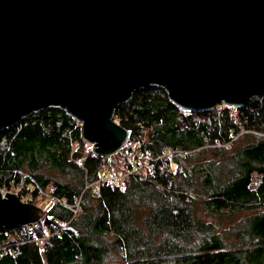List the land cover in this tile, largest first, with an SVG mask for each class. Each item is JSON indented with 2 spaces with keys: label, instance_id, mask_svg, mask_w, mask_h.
<instances>
[{
  "label": "trees",
  "instance_id": "obj_1",
  "mask_svg": "<svg viewBox=\"0 0 264 264\" xmlns=\"http://www.w3.org/2000/svg\"><path fill=\"white\" fill-rule=\"evenodd\" d=\"M114 120L131 137L110 156L87 154L82 128L59 106L0 131V186L10 192L27 174L19 193L27 202L50 184L57 199L73 202L105 168L126 172L151 161L123 189L87 190L75 218L54 202L46 212L56 226L0 229V264H264V94L186 116L152 85L121 103ZM256 174L263 180L253 188Z\"/></svg>",
  "mask_w": 264,
  "mask_h": 264
},
{
  "label": "water",
  "instance_id": "obj_2",
  "mask_svg": "<svg viewBox=\"0 0 264 264\" xmlns=\"http://www.w3.org/2000/svg\"><path fill=\"white\" fill-rule=\"evenodd\" d=\"M163 87L191 111L264 94V0H0V131L48 107L110 156L131 133L115 109ZM48 213L0 186V229Z\"/></svg>",
  "mask_w": 264,
  "mask_h": 264
},
{
  "label": "built area",
  "instance_id": "obj_3",
  "mask_svg": "<svg viewBox=\"0 0 264 264\" xmlns=\"http://www.w3.org/2000/svg\"><path fill=\"white\" fill-rule=\"evenodd\" d=\"M181 112L184 115H191L193 113V111L189 110V109H185L182 107H179ZM75 119V118H74ZM77 122V125L80 126L81 128L83 127V122L81 120L75 119ZM83 141L86 145V153H94L93 152V145L91 143H89L88 141H86L83 138ZM127 144V143H126ZM174 151H169L168 153L171 154ZM141 160V158L139 159ZM78 164L83 166L84 160L83 159H77L76 160ZM151 164V161L148 158H144V160L135 163L133 165V170H128L126 172L123 171H119V169L115 168V167H107L104 170H102L96 177L95 180H87L84 186V189L82 191V193L76 197L73 202L68 201L67 199L61 200V199H57L54 195L53 192L57 189L56 186L51 185L50 189L51 192L49 194H47V196H50V199L53 200L54 202H60L63 205H65L67 208H69L72 213H73V218H75L77 215L81 214L82 212V199H83V194L87 191V190H91L94 194H99V192L101 191V187L104 184H109V183H116L118 184L122 189L125 187V180L126 178L132 174L135 171H138L141 167H147ZM29 178V176L27 174H22V180L20 182V184H18V186L16 187L17 191H21L23 188V184L25 181H27V179ZM3 191L6 193L8 192L6 189H3ZM43 192L42 190L40 191ZM14 255H16V253L13 252Z\"/></svg>",
  "mask_w": 264,
  "mask_h": 264
},
{
  "label": "rangeland",
  "instance_id": "obj_4",
  "mask_svg": "<svg viewBox=\"0 0 264 264\" xmlns=\"http://www.w3.org/2000/svg\"><path fill=\"white\" fill-rule=\"evenodd\" d=\"M83 140V139H82ZM77 147V142H75L74 143V148H73V150L74 151H76V148ZM208 158H214V156L212 155V151H210V150H208L207 151V153L205 154ZM45 172L47 173L48 172V170H45ZM49 174H51V175H53V176H56V173L54 172V171H50V173ZM262 180H263V177H262V175H258V174H256L255 175V177H254V180H253V182H252V187L253 188H256L257 187V185L258 184H260L261 182H262ZM51 185H53V184H50L48 187H47V189H45L43 192H41V194H38L34 199H33V202L35 203V204H37L38 206H40V207H42L45 211H47L52 205H53V203H54V201L53 200H51L50 199V196H47V194H49L50 192H51V189H50V186ZM22 190H23V188H22ZM21 190V191H22ZM21 191H17V189L16 188H12V190L10 191V192H13V193H17V194H19ZM27 196H25V199H28L29 198V195L28 194H26ZM25 202H27V201H25ZM247 213H249V212H246V213H244V214H239L238 215V218H237V220H234V222L233 223H237L239 220H240V218H244V217H246V215H247ZM197 216L199 217V218H201V217H203V218H205L207 221H211V222H213L214 220H216V218H214V217H210L209 215H207V214H205V212L203 211V210H199V211H197ZM50 217V216H49ZM51 218V217H50ZM232 223V220H231V218H227L226 219V225L228 226V225H230ZM228 228V227H227ZM235 231H233L231 234H230V236H229V239H230V241L231 242H236V243H240L241 241H239V240H237V238H236V236H235ZM114 257H112L111 258V260H114V261H116V259L114 258Z\"/></svg>",
  "mask_w": 264,
  "mask_h": 264
}]
</instances>
